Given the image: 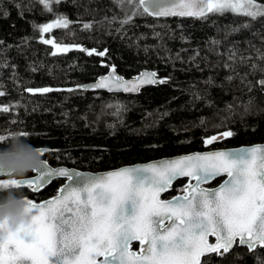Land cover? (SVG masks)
Returning <instances> with one entry per match:
<instances>
[{"label":"trees","instance_id":"obj_1","mask_svg":"<svg viewBox=\"0 0 264 264\" xmlns=\"http://www.w3.org/2000/svg\"><path fill=\"white\" fill-rule=\"evenodd\" d=\"M49 6L51 11L39 0H0V108H9L0 112V135L27 132L28 143L48 150L41 158L51 166L91 172L264 142V89L257 83L264 73L251 68L264 66L256 51H264V18L252 21L230 11L207 19L133 15L132 6L115 0H59ZM58 17L69 20L67 28L40 32L39 26ZM86 23L91 27L84 29ZM245 23L250 27H241ZM43 40L69 51L57 52ZM113 68L125 79L153 71L167 83L137 95L78 87ZM45 87L59 91H27ZM226 131L234 135L205 144ZM62 184L57 179L37 193L20 190L38 202ZM182 186V180L175 182L164 198ZM203 261L264 264V248L236 245L225 256Z\"/></svg>","mask_w":264,"mask_h":264},{"label":"snow or ice","instance_id":"obj_2","mask_svg":"<svg viewBox=\"0 0 264 264\" xmlns=\"http://www.w3.org/2000/svg\"><path fill=\"white\" fill-rule=\"evenodd\" d=\"M51 2L59 0H39L48 11L52 10ZM115 2L132 6L133 15L207 19L209 14L230 11L252 21L264 18V3L258 0ZM130 19L127 17L121 23ZM69 23L67 18L58 17L53 23L39 26V30L46 33L52 28H67ZM83 27L88 29L91 25L86 23ZM241 27L249 28L250 24ZM43 43L53 44L57 52L69 51L52 40ZM256 51L264 64V51ZM231 58H235V53ZM251 68L264 73V66L253 63ZM165 83L167 79L148 71L124 80L113 68L96 83L81 87L138 92L144 85ZM257 83L264 89V76ZM27 91L48 93L59 89ZM8 110L7 106L0 108V112ZM248 110L246 106L245 111ZM11 135H0V143ZM18 135L26 138L29 134ZM233 135L226 131L206 139L205 144ZM38 152L43 155L42 150ZM33 172L38 173L34 179L22 180L4 179L5 175L0 174V185L27 186L37 192L54 177H66L69 183L42 203L26 200L31 218L28 225L15 231H6L0 225V264H206L202 257L209 253L225 256L237 244L246 245L249 251L264 247V146L195 153L96 176L48 167L45 161ZM222 176L227 179L218 188L209 190L201 186ZM179 177H189L195 183L185 187V195L162 200L161 193ZM210 236L215 237V243H209ZM133 240L141 245L139 253L130 250Z\"/></svg>","mask_w":264,"mask_h":264},{"label":"clouds","instance_id":"obj_3","mask_svg":"<svg viewBox=\"0 0 264 264\" xmlns=\"http://www.w3.org/2000/svg\"><path fill=\"white\" fill-rule=\"evenodd\" d=\"M28 140L13 133L0 148V174L22 178L43 163L38 149ZM27 198L20 188L11 185H0V225L6 231H15L21 225L31 222L26 211Z\"/></svg>","mask_w":264,"mask_h":264},{"label":"water","instance_id":"obj_4","mask_svg":"<svg viewBox=\"0 0 264 264\" xmlns=\"http://www.w3.org/2000/svg\"><path fill=\"white\" fill-rule=\"evenodd\" d=\"M110 71H111V70H110ZM110 71H109V72H110ZM145 71L153 72V71H149V70H143V71H141L140 73L145 72ZM109 72H107L106 74H104V75H102V76H99V77H98L95 81H93V82L86 83V84H81V85H79L78 87H79L80 89H82V90H85V91L93 90V91H105V92L112 93V94L137 95V94H139V92H140L142 89L147 88V87L154 86V85H144V86H142V87L140 88V90H139L138 92H125V91H123V90H120V91H109V90H107V89H94V88H91V87H88V88L81 87V86H90V85L96 83L101 77H103V76H107V75L109 74ZM140 73H139V74H140ZM115 74H116L117 76H119L116 72H115ZM139 74H137L135 77L139 76ZM120 77H121V76H120ZM135 77H133V78H135ZM157 77H158V76H157ZM122 78H123V77H122ZM133 78H129V79H125V78H123V79H124V80H132ZM158 78H160V77H158ZM160 79H164V78H160ZM155 85H156V84H155ZM216 136H220V134H218V135H216ZM223 139H224V138H223ZM223 139H218V140L215 141L214 143H218V142L222 141ZM253 146H264V142H262V143H257V144H252V145H246V146L234 147V148H214V149L205 150V151L192 152V153L184 154V155H176V156H171V157H164V158L155 159V160L148 161V162H144V163H136V164H131V165H125V166H122V167H119V168H116V169L105 170V171H98V172H91V171L81 170V169H77V168H73V167L70 168V167H66V166H57V167H53V166H51L50 164H48V162H47L46 160H44V159H42V158H41V159L47 163L48 167H52V168L64 167V168L68 169L70 172H80V173L85 174V175H88V176H96V175H102V174H105V173H107V172H109V171H114V170H118V169L125 168V167L131 168V167L143 166V165L152 164V163H158V162H161V161L171 160V159H174V158H178V157L186 156V155H191V154H195V153H201V154H203V153H206V152H209V151H218V150H219V151H236V150H239V149H242V148H249V147H253ZM37 149H40V150L43 151V155H41V157L44 156V155L48 152V150L45 149V148H37ZM29 173H31L32 175H31V176H28V177H22V178H16V177H15L14 179H21V180H22V179H34L35 176L38 175V173L33 172V171H31V172H29ZM8 177H9V176H6V175L3 176V178H8ZM57 179L63 180V184L59 187L57 193H56L55 195L49 197L48 199H51V198L55 197V196L58 194L59 190H60L62 187H64L66 184L69 183V181L67 180L66 177H54V178L51 179L50 183H51L52 181H54V180H57ZM224 179H227V177H226V176L217 177V178H215V179H213V180L209 181L208 183H205V184H203V185H201V186L204 187V188H206V189H209V190H211V189H215V188H218V187H219V185L223 182ZM179 180H186V185H185V187H186L189 183H192V184L195 183V181H194V180H191L189 177H179V178H177L176 180H174V181L172 182L171 187L174 185L175 182H177V181H179ZM215 180H220V182H219L217 185H215V186H208L209 184H211V183L214 182ZM50 183H49V184H50ZM49 184L45 185L43 188H41V189H40L39 191H37V192H40L42 189H44V188H45L46 186H48ZM23 187H26V186H21V188H23ZM171 187H169V189H170ZM169 189H168L167 191L161 193V197H160V198H161L162 200H172V199L175 198V197L182 196V195H185V194H186V193L183 191L182 193L177 194V195H175V196H173V197H170V198L164 199L163 197H164V195L169 191ZM184 189H185V188H184ZM31 191H32V189H31ZM32 192H33V191H32ZM37 192H33V193H37ZM48 199H44V200H41V201H38V202L33 201V200H32V201L35 202V203H42V202H44V201H46V200H48ZM208 240H209V243H215V237H214V236H210V237L208 238ZM133 243H138V248H137V249H133V248H132V244H133ZM235 246H236V245H235ZM235 246H234V247H235ZM237 246L247 248L246 245H238V244H237ZM261 248H264V247H261ZM140 249H141V245H140L139 241H137V240H133V241L131 242V244H130V250H131L132 252H134V253H139ZM247 249H248V248H247ZM248 250H249V249H248ZM230 251H231V250H230ZM212 254H215V253H209V254H207L205 257H202V261H203L204 258H207L208 256H210V255H212ZM100 259H102V257H101Z\"/></svg>","mask_w":264,"mask_h":264},{"label":"flooded vegetation","instance_id":"obj_5","mask_svg":"<svg viewBox=\"0 0 264 264\" xmlns=\"http://www.w3.org/2000/svg\"><path fill=\"white\" fill-rule=\"evenodd\" d=\"M31 175H32L31 173H28V176H31ZM28 176H27V177H28ZM13 178H14V177H13ZM182 181H183V186L186 185V180H182ZM183 186H182V187H183ZM178 194H180V193H178Z\"/></svg>","mask_w":264,"mask_h":264},{"label":"rangeland","instance_id":"obj_6","mask_svg":"<svg viewBox=\"0 0 264 264\" xmlns=\"http://www.w3.org/2000/svg\"><path fill=\"white\" fill-rule=\"evenodd\" d=\"M4 179H13V178H4ZM185 188V185L181 188V190L178 193H182Z\"/></svg>","mask_w":264,"mask_h":264},{"label":"bare ground","instance_id":"obj_7","mask_svg":"<svg viewBox=\"0 0 264 264\" xmlns=\"http://www.w3.org/2000/svg\"><path fill=\"white\" fill-rule=\"evenodd\" d=\"M192 153V152H191ZM186 154H189V153H186ZM181 155H184V154H181ZM49 164V163H48ZM67 167V166H66ZM71 168V167H70Z\"/></svg>","mask_w":264,"mask_h":264}]
</instances>
